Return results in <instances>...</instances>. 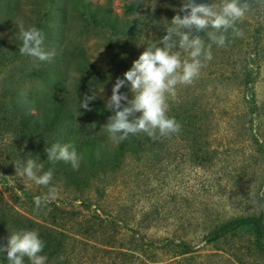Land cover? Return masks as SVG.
<instances>
[{
	"label": "rangeland",
	"instance_id": "374dc122",
	"mask_svg": "<svg viewBox=\"0 0 264 264\" xmlns=\"http://www.w3.org/2000/svg\"><path fill=\"white\" fill-rule=\"evenodd\" d=\"M91 1L110 5L122 24L107 36L76 33L77 21L68 10L70 37L117 78H123L146 47L162 46L165 29L175 15H184L179 9L186 2ZM195 2L219 5L221 0ZM241 2L249 6L237 23L244 36L234 38L230 31L226 47L213 45V59L198 78L191 85H177L176 97L168 99L169 107L186 99L201 109L190 135L196 140L171 137L177 155L167 159L158 150H133L132 139L112 143L105 130L108 119L100 120L97 135L101 133L102 141L91 140L90 151L77 152L83 159L74 170L63 161L49 162L45 151L53 144L71 143L69 125L62 124L52 143L42 126L27 128L11 108L14 96L20 100L30 91L54 93L61 85L62 80L45 82L29 72L40 61L19 53V25L41 29L40 24L55 33L64 0H1L0 246L7 245L10 231L36 230L42 240L51 241L48 233L55 229L59 233L53 243L60 251L53 257L42 252L47 264H264V253L255 249L245 230L204 240L223 221L257 214L264 203V0ZM200 35L207 43L206 34ZM50 40L45 37L43 47L54 53ZM177 50L182 60L187 58ZM44 63L55 65L53 58ZM77 75L70 68L68 79ZM106 86L87 85L86 91L106 102L111 96ZM121 89L132 97L129 86ZM29 110L36 112L30 104ZM29 158L43 165L38 174L52 169L48 187L16 173L13 162ZM50 188L57 190V198L38 210L35 199ZM54 206L65 211L54 215L61 227L53 225ZM85 217L90 218L91 235L75 230L76 220ZM179 240L192 244L194 251L172 257Z\"/></svg>",
	"mask_w": 264,
	"mask_h": 264
},
{
	"label": "clouds",
	"instance_id": "9594fccd",
	"mask_svg": "<svg viewBox=\"0 0 264 264\" xmlns=\"http://www.w3.org/2000/svg\"><path fill=\"white\" fill-rule=\"evenodd\" d=\"M248 4L241 0H221L215 3H196L195 0L183 2L180 12L175 15L162 36V46L146 47L135 59L123 78H117L112 87V94L105 103V108L112 112L105 124L108 139L114 144L129 138L130 135L146 134L152 139L179 134L182 125L168 115V99L177 95V85H191L200 75L201 68L213 59L212 46L226 47L229 32L234 38H242L244 33L237 28L248 11ZM205 33L208 42L200 35ZM19 39L22 42L19 53L33 61H49L54 53L44 50V33L35 26L25 28L19 25ZM139 46V44H138ZM186 52L182 60L180 51ZM129 86L132 97L120 89ZM95 96H86L81 108L91 110L89 101ZM126 102V103H122ZM139 113L137 116L136 114ZM47 160L53 164L59 161L68 163L78 170L83 157L74 145L53 144L45 149ZM19 176L33 181L36 185L48 187L53 179L49 169L38 174L43 168L34 159L13 162ZM57 198V190L50 188L48 193L34 201L39 210L50 200ZM8 243L0 246V253L6 252L8 264H47V256L41 253L45 243L36 230L10 231Z\"/></svg>",
	"mask_w": 264,
	"mask_h": 264
},
{
	"label": "trees",
	"instance_id": "16d2710c",
	"mask_svg": "<svg viewBox=\"0 0 264 264\" xmlns=\"http://www.w3.org/2000/svg\"><path fill=\"white\" fill-rule=\"evenodd\" d=\"M64 3L65 6L58 12L61 13L59 16L60 22L57 24L55 33L45 31L44 25L37 24L41 26L40 30L44 33L46 40L47 38L51 39L48 41L49 45L51 47L52 45L55 46L51 49L55 54L53 57L55 65L40 62L32 71L29 70L30 73L45 82L54 83V81L62 80V86L60 85L58 89L54 90V93L39 92L37 94V91H30L26 96L21 97L20 100H18L17 96H14L16 102L12 103L11 108H14L13 114L18 115L21 124L27 125V128H29V125L34 127L35 124L42 126L47 133L52 135V143H55L57 135H60L58 129L63 126L62 124L69 125L71 135H74L70 144L75 146L77 152L81 150L88 152L90 151L88 143L91 140L102 141L103 136L101 133L97 135L99 122L100 120L106 121L112 115V112L105 108L106 102L100 96L88 93L86 86L108 85L110 88L106 87L109 88L112 94V87L116 82L117 76L102 68L100 64L95 63L84 50V47L71 39V29L67 27L65 17L67 16V11L70 10V16L77 21L78 25L75 31L82 34H89L92 31L94 35L107 36L110 33H116L122 23L118 20L117 13L108 4L91 0H64ZM228 35H230V32ZM256 41L258 43L259 39L256 38ZM73 67L78 75L74 77V80H69L68 73L70 68ZM120 91L126 93L124 89H120ZM86 96L96 97L94 100L89 101L90 111L81 108V102ZM29 104L35 108L36 112H30ZM200 113L201 109L195 102L183 99L171 105L168 111V115L174 117L182 125V130L179 134L152 139L146 134L140 133L134 138L129 136L127 140L132 139L131 141L135 146L133 150L140 148H144L143 150L153 149L158 150V155L161 154L163 158L169 159L171 154H174V158L177 155L175 150L177 147H173L170 138L173 137L172 140L176 138L186 140V137H188V139L195 141L196 136L190 137V135L196 131L194 125L197 123L196 118ZM57 212L65 211L58 206L53 207V225L55 222L61 227L62 224L54 217ZM92 219L96 218L92 217ZM89 220L90 218L86 217L76 220L79 226L75 230L81 233H90L91 235ZM100 220V218L96 220V225H99ZM238 229L248 232L252 236L255 249L260 253H264V203L257 214L237 215L223 221L209 230L204 236V240L211 242ZM57 233L59 232L51 229V232L48 233V238H51V241L43 240L45 243L43 252L48 257H53L58 253L57 251H60L56 247V242L53 243ZM167 240L171 239L167 238ZM174 245L176 246L173 248L174 254L172 257L194 251V246L183 240H179ZM3 261L8 264L6 252L0 253V264ZM25 264H28L26 258Z\"/></svg>",
	"mask_w": 264,
	"mask_h": 264
}]
</instances>
